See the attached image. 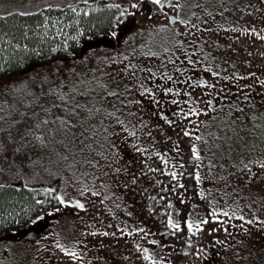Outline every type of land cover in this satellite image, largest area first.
I'll return each instance as SVG.
<instances>
[{
    "label": "rangeland",
    "instance_id": "374dc122",
    "mask_svg": "<svg viewBox=\"0 0 264 264\" xmlns=\"http://www.w3.org/2000/svg\"><path fill=\"white\" fill-rule=\"evenodd\" d=\"M247 1L176 0L168 11L191 21L196 25L193 29L181 20L171 22L153 0H138L143 2L139 12L128 0H88L90 10L101 3L120 4L119 9L111 8L124 11L121 21L137 16L138 23L121 43L115 40L118 25L116 35L107 36L114 39L111 45L87 42L70 57L34 64L0 79V116L9 119L6 113L11 112L15 118L13 108L31 99L30 90L39 92L41 87L52 92L43 101L60 103V89L70 98L68 110L53 108L51 115L72 120L74 125L66 130L57 122L55 137H48L51 142L46 147L35 148L34 163L22 171L9 167L11 155L5 154L6 160L0 157V184H42L47 193L43 209H56L45 217L46 224L37 225L36 236L23 232L4 237L0 264H12L10 258L15 259L13 250L18 248L33 252L34 262L35 256L39 261L36 264H46L52 247L56 264H80V258H67L58 243L75 248L78 255L84 247L95 257L103 254L105 264H151L136 247L149 242L155 258L175 264L176 256H164L162 246L150 239L154 218H162L167 226L169 212L181 224L174 231L187 236L203 233L196 251L202 255L194 254L192 264H264V170L255 163L264 162V85L259 83L264 80V56L257 51L260 37L241 31L255 28L263 34L264 7L260 0ZM44 3L73 5L79 14V8H88L83 0H0V13L30 12L43 8ZM176 4L182 7L176 9ZM177 39L199 51L187 50V58L178 55ZM200 79H207L211 87L193 84ZM141 84L152 88L155 97L145 93ZM9 85L13 88L6 90ZM165 88L180 91L168 93ZM112 92L116 94H108ZM193 107L198 114H189ZM200 108L207 111L200 112ZM161 111L172 124L158 115ZM49 128L51 120L41 129L46 136ZM192 143L203 157L199 162L191 155ZM141 145L143 152L136 150ZM161 157L168 159L167 167ZM249 161L253 162L251 169L240 166ZM173 170L176 177L171 175ZM196 170L201 174L199 181ZM155 183L163 185L164 209H168H156V217L147 207ZM191 183L193 188L188 191L198 192L187 199L184 196ZM52 184L56 192L46 188ZM57 194L80 200L85 207L57 203ZM191 199L197 200L196 205ZM212 209L217 218H212ZM188 216L194 222L208 219L198 231H188ZM11 242L17 245L9 251L5 247L12 246Z\"/></svg>",
    "mask_w": 264,
    "mask_h": 264
},
{
    "label": "trees",
    "instance_id": "16d2710c",
    "mask_svg": "<svg viewBox=\"0 0 264 264\" xmlns=\"http://www.w3.org/2000/svg\"><path fill=\"white\" fill-rule=\"evenodd\" d=\"M41 9V12L14 11L8 16H0V79L21 73L34 64L77 54L85 41L111 35L122 22L123 15L119 13H124L106 3L99 4L88 14L75 13L70 7ZM16 44L21 47L17 48ZM52 185L46 188L56 192L57 187ZM44 189L42 184H18L14 181L0 184V241L7 235L35 233L38 224H46L45 217L55 211L43 209L44 203L37 204V201L47 199ZM41 210L42 218L31 223ZM10 244L12 246L5 248L12 251L17 244ZM13 252L20 264H32V252L28 254V250L23 248Z\"/></svg>",
    "mask_w": 264,
    "mask_h": 264
},
{
    "label": "snow or ice",
    "instance_id": "6c2138e0",
    "mask_svg": "<svg viewBox=\"0 0 264 264\" xmlns=\"http://www.w3.org/2000/svg\"><path fill=\"white\" fill-rule=\"evenodd\" d=\"M85 5H88V0H83ZM154 5L158 6L160 10L164 9L165 4L170 3V0H153ZM128 5L133 9H138L142 7L140 3H138V0H128ZM193 7H199V5L193 4ZM63 7H70L73 8V11H76V7L73 5H63L61 3H44L43 9H61ZM109 7H116L117 9L121 8L120 4L116 5H109ZM176 9H180L182 7L181 4L175 5ZM91 9V5H88V8H79V12L88 14V10ZM37 12H41V8H36ZM205 12L207 13V9H205ZM209 16H211V13H207ZM10 15L8 12L0 13V16H8ZM25 15H28V13H25ZM119 15H124V13H119ZM192 15H195V13H192ZM177 20H181V17L179 15L176 16ZM181 22L186 26H191L193 29H195L196 25L191 24V21L188 19H183ZM45 23H47V20H45ZM163 27H167L166 25ZM221 27H224L221 25ZM231 27V26H229ZM207 31L208 29H204ZM242 32H251L255 34L256 36L260 37L261 39H264V34H261L258 32L255 28H243L241 29ZM111 35L115 36L116 32H112ZM176 44L181 46V49L178 52V55H183L185 58H187V50L191 51H199V49L195 47H191L190 43H186L184 40H176ZM17 48H20V44H16ZM23 47H27V45H23ZM55 50V49H53ZM165 51H172V49H165ZM149 55H159V53H149ZM251 55V53H249ZM260 56H264V52L259 53ZM191 63H195V61H190ZM248 61H245L247 63ZM202 66V65H197ZM131 67V65H129ZM147 71L151 72V69H147ZM180 71L183 72L184 69L180 68ZM214 75H219V73H213ZM247 75H254L253 73H248ZM237 76H240V73H237ZM169 80L171 77H167ZM193 84L199 83L200 85H206L211 87L209 84V81L207 79H200L199 81L193 80ZM259 83L261 85H264V80H260ZM141 89L145 93L152 94L153 97H155V93L153 92V89L150 87H144V85H140ZM240 87H249L248 85H241ZM13 86L9 85V88L6 90L12 89ZM165 92L178 93L180 90L175 88H165ZM57 93H59L58 99L60 103H52L51 101H43L42 97H47L49 95H52L51 90L48 92H45L43 88L41 87V90L39 92L29 91L28 96L31 97V99H25L22 102L21 105H17L13 108V111L16 113L15 118L12 117V113H6L7 116H9V119H5L4 116H0V157H3L5 160L7 159V156L5 154L11 155L12 160L9 162V167H15L18 170L22 171L24 167H30L34 161L32 160V153L35 150V148L40 147L44 148L50 143L51 141L48 139V137H55L56 130H55V124L59 122L64 129H69L70 127H74L72 120H65V118H57L54 115H51L53 108H63L65 110H68V104L66 102H70L69 96L61 92L60 89H57ZM110 95H115V92L108 93ZM189 95H191L189 93ZM216 95H219V93H216ZM245 99H248L247 96L244 97ZM189 103H193V101H189ZM198 105V102H195ZM73 114L75 115V109H71ZM184 109H180V112H183ZM200 112L207 111V108H200ZM41 113L43 115L41 116ZM189 114H198L196 107H193L191 109V112ZM114 115V113H113ZM159 116L163 117L169 124H172L173 121L168 119V117L165 115L164 112H159ZM49 120H51L52 128L48 129L47 136L45 135V131L41 130L42 128H46L49 125ZM121 124H123V121H120ZM185 132L187 133V129H185ZM133 137H135L136 133L133 131L131 133ZM197 139H200L197 137ZM139 143V141H137ZM179 141H177V144ZM219 147V146H217ZM112 148H115V145H112ZM145 146L141 145L138 149H136L139 152L144 151ZM179 151V149H176ZM190 152L193 157H195V160L199 162L203 159L200 150L198 149L197 145L195 143H192L190 146ZM159 155V154H157ZM163 160V163L167 167L169 164L168 159L161 157ZM255 163L258 165V167L262 170H264V162L262 161H255ZM180 166H183L184 160H181L179 162ZM209 164H211V161H209ZM253 162L249 161L248 164H241V167H245L248 169H251ZM235 166V165H233ZM156 171H159V169H155ZM2 171V170H0ZM115 171H120V169H115ZM171 175L173 177L177 176V173L175 170L171 172ZM195 178L197 181L201 179V174L199 170H196L194 172ZM255 175V173H253ZM135 180V177H133V181ZM27 186V185H25ZM87 190V189H85ZM201 194H203V190H201ZM56 199L59 200L61 204L67 205L69 203H73L79 206V208H84L85 205L80 200H68L65 199L63 195L57 194ZM47 203L46 201H37V204ZM172 202L171 200L168 201L169 208L171 207ZM55 211V209H52ZM163 211L167 212L168 209H163ZM220 211H223L221 209ZM43 210H41L40 214H37L35 216L34 220H31V223H35L36 221L40 220L42 218ZM212 218L216 217V209H212ZM243 219V217H241ZM207 217L203 221L196 220L195 222L192 220L190 216H188L185 220V223L187 224V230L188 231H198L200 228L203 227L204 223L207 222ZM256 219H259L257 217ZM167 226L171 229L179 230L181 228V224L176 222L170 212L167 215ZM125 231H127L125 229ZM133 231H140L142 232V229H133ZM167 231V229H165ZM191 242V241H190ZM153 243H159V241H153ZM225 246H227V243L225 242ZM57 247L60 248L65 254L70 256L73 260H77L78 254L77 250L75 248L69 249L65 247L63 244H57ZM137 248H140V250L144 253V259L151 262V264H171L170 261H164L155 258L153 253L150 252L149 248L147 247H141L140 244L136 245ZM186 251V250H185ZM206 251V250H205ZM195 255L200 256L202 253L196 252ZM80 264H84L83 260H80Z\"/></svg>",
    "mask_w": 264,
    "mask_h": 264
},
{
    "label": "flooded vegetation",
    "instance_id": "af4514ba",
    "mask_svg": "<svg viewBox=\"0 0 264 264\" xmlns=\"http://www.w3.org/2000/svg\"><path fill=\"white\" fill-rule=\"evenodd\" d=\"M245 1H247V0H245ZM253 1H255V0H253ZM260 1L264 7V0H260ZM175 3H176V0H170V3L165 4L164 10H163V11L167 12V16L169 17L171 22H175L177 20L176 19L177 15L174 13H170L168 11V8L172 7ZM141 4H142V7L137 9L138 12L143 9V2ZM171 16L175 17L174 21L171 20ZM137 19H138V17H137ZM263 34H264V29H263ZM257 41L259 42L256 44L258 46L257 51L259 53L264 52V39L258 38ZM252 47H255V46L252 45ZM187 176L189 179L190 174H187ZM162 187H163V185H159L157 183L154 184V186L151 190L152 197L148 200V204H147V207L150 211V214L153 216L155 215V217L158 216L157 214H159L156 209L163 210L165 208L166 191ZM187 187H188L187 192L185 193L184 197L187 199H190V194L193 193L195 195V192H198V191L195 189L192 191H188L189 188H193L192 183L188 184ZM194 195H193V199H195ZM194 201H197V200H192V203H194ZM194 204L196 205V203H194ZM154 219H155L156 224L154 225V229H153V232L151 233L150 239L153 241H159V243H154V244L162 246V250L164 251V256H167L168 253H172L173 257L175 255L176 259H177V260L175 259L176 260L175 264H192L191 258H193V255L197 251V245L202 244L201 241L203 238V233L199 232L198 234H192L190 236H187V235L181 234L178 231H174L175 229L168 228L162 222L163 221L162 218L161 219L154 218ZM165 229H167V231H165ZM36 233H37V230L34 233L35 236H36ZM146 247L147 248L151 247L150 242H149V245ZM52 249L55 250L54 247H52ZM52 249H50L51 250L50 254L47 256V258H45L46 264H56V262H57L56 254L54 251H52ZM70 249H72V248H70ZM35 253H37V252L35 251ZM102 255L103 254L99 253V256L98 255L96 256L99 258H96L95 253L93 251L88 250L86 247H84L81 255H78V257L83 260L84 264H105V260H107V259H104V257H102ZM14 257H15V259L10 258V260H12V264L19 263V258L16 256H14ZM67 258H70L71 260H73L70 256ZM80 259L78 260L79 262H80ZM35 262L39 263V261H37L36 256H35ZM35 262H34V258H33L32 264H36Z\"/></svg>",
    "mask_w": 264,
    "mask_h": 264
},
{
    "label": "water",
    "instance_id": "95a60500",
    "mask_svg": "<svg viewBox=\"0 0 264 264\" xmlns=\"http://www.w3.org/2000/svg\"><path fill=\"white\" fill-rule=\"evenodd\" d=\"M171 20L174 21L175 17L171 16ZM137 23H138V19L136 16H133L131 19H127V20L123 21L117 29L119 31V33L115 39L116 42L121 43L122 39L125 36L129 35L133 31V29L135 28ZM87 42H92L94 45H97V44L111 45L114 42V39L107 37V36H104V37H99L95 40L85 41V43H87ZM82 49L83 48H81L80 51Z\"/></svg>",
    "mask_w": 264,
    "mask_h": 264
}]
</instances>
